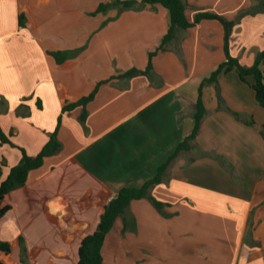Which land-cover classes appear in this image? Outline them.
Listing matches in <instances>:
<instances>
[{"label": "crops", "instance_id": "obj_1", "mask_svg": "<svg viewBox=\"0 0 264 264\" xmlns=\"http://www.w3.org/2000/svg\"><path fill=\"white\" fill-rule=\"evenodd\" d=\"M113 1L0 0L2 130L36 156L63 115L62 150L3 200L11 207L0 219V240L11 243L5 261L77 264L82 237L97 229L109 201L153 179L192 134L202 89L196 138L150 190L166 206L133 200L106 238L103 264H264V107L252 76L244 82L233 70L207 81L226 60L224 25L205 19L178 29L149 76L113 79L145 69L169 28L168 10L142 0L92 14ZM185 1L190 22L200 11L235 20L261 4ZM263 50L264 12L248 14L233 28L231 55L250 67ZM58 51L62 62L50 55ZM99 84L85 126L81 107L63 114ZM21 158L0 143L2 179Z\"/></svg>", "mask_w": 264, "mask_h": 264}, {"label": "trees", "instance_id": "obj_2", "mask_svg": "<svg viewBox=\"0 0 264 264\" xmlns=\"http://www.w3.org/2000/svg\"><path fill=\"white\" fill-rule=\"evenodd\" d=\"M142 5L144 6H156L161 5L168 10V20L169 28L166 35L161 39L158 46L148 53V63L145 69L132 68L124 73L116 75L113 79L120 78H133L135 76H149L153 71V59L160 52L165 51L167 46L174 41L178 29L187 30L188 28L194 26L195 24L201 22L205 19H216L219 20L225 28V56L226 60L221 63L212 73L210 78L207 79L209 82L217 81L218 76L222 73H228L235 70L240 79L247 82V78L252 76L254 78V83L252 85L258 104L264 107V50L260 51L255 58L254 64L250 67L242 65L238 59L234 58L230 52V41L232 36L233 28L236 23L239 22L243 17L248 14H256L259 12H264V0L255 7L245 9L239 13L235 20H228L225 17L210 12L200 11L196 14L194 22H190L186 17L187 3L185 0H142ZM136 4L134 0H114L112 3H101L97 10L92 13L93 15L101 13L108 9L110 6L122 5L125 8L133 7ZM20 26H25V16L20 15L19 18ZM50 55L54 56L58 62H62L65 56L62 52H51ZM105 83V82H103ZM100 84L96 89L89 95L83 97L82 99L75 102H68L63 107V114L71 112L74 109L81 107L82 113L80 116V121L84 126L86 125V120L88 117L87 105L92 100H94ZM206 110L202 97V89H200V95L196 104V114H195V127L190 136H188L179 146L178 151L170 158V160L162 165L155 177L148 182H146L141 188H122L105 206L97 229L91 233L84 235L81 239L79 246V259L77 264H103V254L102 249L106 238L110 231L113 229L114 223L119 216H122L129 208L133 200L148 198L152 204L160 211H163L166 206L165 203L158 201L150 193L152 187L162 181L164 173L167 171L169 164L175 158L179 151L188 150L190 148L191 141H193L205 116ZM63 120V115L58 118V124L55 131L50 136V139L43 146L41 151L36 156H31L27 151L20 146H17L12 141V135L6 134L0 126V143L9 144L13 147L20 149L22 153V158L20 162L10 169L9 174L5 179H2V170L6 166V160L3 159L0 162V219L11 209L8 205H3V200L5 196L11 191L23 187L28 181L29 173L32 170L40 168L47 157L58 154L62 148L63 144L58 137V132L61 127ZM262 135L264 137V125L262 128ZM11 252V243L7 241L0 240V264H11L5 261V257Z\"/></svg>", "mask_w": 264, "mask_h": 264}, {"label": "rangeland", "instance_id": "obj_3", "mask_svg": "<svg viewBox=\"0 0 264 264\" xmlns=\"http://www.w3.org/2000/svg\"><path fill=\"white\" fill-rule=\"evenodd\" d=\"M263 70H264V65H263Z\"/></svg>", "mask_w": 264, "mask_h": 264}]
</instances>
